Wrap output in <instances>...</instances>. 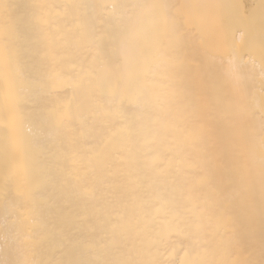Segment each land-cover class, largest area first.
Listing matches in <instances>:
<instances>
[{"label":"snow or ice","instance_id":"6c2138e0","mask_svg":"<svg viewBox=\"0 0 264 264\" xmlns=\"http://www.w3.org/2000/svg\"><path fill=\"white\" fill-rule=\"evenodd\" d=\"M235 8L0 0L4 149L25 156L0 264H264V0Z\"/></svg>","mask_w":264,"mask_h":264},{"label":"bare ground","instance_id":"6f19581e","mask_svg":"<svg viewBox=\"0 0 264 264\" xmlns=\"http://www.w3.org/2000/svg\"><path fill=\"white\" fill-rule=\"evenodd\" d=\"M247 3V8L251 6V4L254 2V0H244ZM11 4H22L29 2V0H8ZM46 2L49 3H63L65 0H46ZM179 3H227L235 5V12L241 17L242 13H239V3L237 0H178ZM242 9V7H241ZM7 23L6 16L0 12V27H3ZM196 31V30H194ZM199 42L197 41V44ZM211 44L212 41L209 40V49L211 50ZM242 47V43L240 41L239 35L237 37V48L240 49ZM70 95V93H69ZM30 107V105H29ZM27 111V109H26ZM5 125H7V131L9 133V136H11L12 128H13V117L10 113L4 112L3 110H0V179L3 178L4 174L6 172H17L21 171L25 164V156L24 153L17 149L14 142L9 140V149L7 152H5L4 149V143H5ZM29 124L27 122L24 123V125L18 129L20 133H22L25 136H29L30 133L28 131ZM33 163H38L37 161H33ZM0 258L2 257V254H0ZM11 258V257H9Z\"/></svg>","mask_w":264,"mask_h":264},{"label":"rangeland","instance_id":"374dc122","mask_svg":"<svg viewBox=\"0 0 264 264\" xmlns=\"http://www.w3.org/2000/svg\"><path fill=\"white\" fill-rule=\"evenodd\" d=\"M237 2L239 3V13H242L241 17H243L245 9L248 7L247 3L244 0H237ZM258 3H259V0H254V2L251 4V6L254 4H258ZM251 6L249 8H251ZM241 7H242V9H241Z\"/></svg>","mask_w":264,"mask_h":264}]
</instances>
